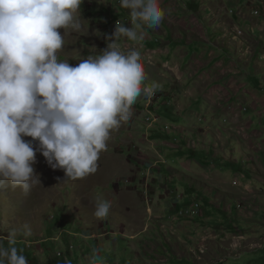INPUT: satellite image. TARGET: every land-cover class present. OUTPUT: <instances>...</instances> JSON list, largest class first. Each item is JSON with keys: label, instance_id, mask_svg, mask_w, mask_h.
Segmentation results:
<instances>
[{"label": "rangeland", "instance_id": "obj_1", "mask_svg": "<svg viewBox=\"0 0 264 264\" xmlns=\"http://www.w3.org/2000/svg\"><path fill=\"white\" fill-rule=\"evenodd\" d=\"M115 1L83 0L80 12L77 13L83 25L82 30L80 32H74L71 29L58 30L61 35L64 33L65 40L64 47L57 53L58 59L69 60L70 65L74 66L79 63L80 59L88 55H95L107 47L106 38L112 35L117 22L131 26V15L119 11ZM194 1L183 0L185 5L193 4ZM247 2L250 5L252 19L256 17L255 26L257 19L264 22V0H247ZM164 29L167 34L171 33L169 27ZM141 31L144 35L147 33L144 28ZM246 33L249 32L246 30ZM148 34L150 33L148 32ZM151 35L156 41L159 39L166 40L158 34ZM255 36L259 37V32L255 33ZM119 43L125 51L139 48L146 72L144 83L147 85L154 82L153 79L156 80V73L159 70H157V62L150 65L152 67H147L149 65L147 63H153V61H151V55L148 56L146 49L142 47L144 46V38L134 42L121 36ZM154 43L157 46L158 43ZM256 64L252 65V72L256 71ZM165 100L168 106H175L172 102L170 103L167 97L162 95L160 102ZM147 101L148 98L141 95L132 106L133 116L130 121L110 133L107 149L100 153L97 162L98 168L94 174L82 179L65 180L63 170L52 169L42 154L37 152L36 163L33 167L40 176L41 184L32 188L27 195L20 188L9 187L0 191V240L4 241L6 247L8 246L9 230L27 224L32 230L31 236H18L15 247L20 254L27 258L28 264H58L64 261L66 255L75 258L74 264H84V261L93 254L94 250L104 259L105 264H210L214 260L220 261L216 251L227 255L234 251L237 254L233 256H239L244 250L257 251L255 260L260 264L264 263V259H261L264 258V237L260 236L259 233L262 232V228H260L261 230L258 229L254 236L251 235L246 238V241L240 240L242 242L241 248L235 247L234 241L242 239L243 229H246L244 226L236 231L228 229L229 234L224 233L218 237L216 236L217 233L210 235L204 230L201 236L195 239L191 238L193 243L189 245L187 240L192 234L190 221L193 219L182 218V214H176V218H181L179 225L175 227L171 224L169 228L167 227L168 224L162 225L158 221L159 211L153 207L152 210L150 206L146 207L155 194L154 189H156L157 184L162 185L163 182L162 176L165 173L159 170L160 164H156V161H160L161 150L169 162L167 169L176 167L172 161L174 155L160 142L161 139L159 141V139L152 137L154 129H158L157 127L160 125L151 126L149 122L152 119L146 120L144 108ZM156 107L158 110L160 109L159 104ZM147 108L148 114H151L150 107ZM232 109L224 112L229 114L228 112H231ZM158 110L156 115L159 114ZM230 114L235 119L236 114L232 112ZM183 115L188 114L183 113ZM160 120L161 123L165 122L167 126H170L172 130L173 125L170 119L166 120L162 117ZM219 121L218 119L217 122ZM236 122L238 121L236 120ZM227 124L232 131L237 130L233 121H229ZM215 125L212 128L209 123H205L209 132L212 129L215 134L216 142L213 140L211 148L225 150L227 149V135L225 138L220 137L215 128L218 126L225 128L227 125H223L221 122ZM196 128L198 131L197 139L200 140L203 134L201 131L203 125L197 123ZM190 135L195 136V133L190 132ZM238 135L240 140L246 144L252 140L246 134L240 133ZM25 139L31 140L30 137H25ZM33 143L34 145L37 144L35 141ZM245 148L237 151L238 159H244L247 163L243 153L249 156L251 158L248 162L250 163L249 171L258 177H264V143L261 142L256 147ZM230 162L232 165L229 169L230 181L234 178L236 182H239L237 171H233L235 164L231 160ZM148 164L152 166L149 174L146 172L150 168ZM226 168L225 166L224 169ZM157 179L158 183L154 184ZM127 180L130 181L127 182ZM191 182L200 184L197 181ZM261 182L264 183V180L262 179ZM166 184L169 191L162 194L164 197L169 196L167 193L170 191L174 194L180 187L179 182H173V180ZM146 188L149 199H145L144 191ZM233 189H239L238 185L234 186L230 192L234 191ZM249 190V194L246 193L234 206L238 207V211L242 213L243 216L239 215L238 218L240 223L245 226L258 225L254 219L264 221V204H262L264 203V189L261 190L262 196L254 194L251 187ZM97 197L111 201L109 214L103 220H98L94 216ZM173 198V196L169 197L171 203ZM148 204L151 205L152 203ZM198 205L191 214V218L204 215L201 203L198 202ZM179 212L180 210L177 213ZM62 232L64 234L61 235ZM83 233L87 237L83 238ZM52 238H57V240ZM133 238L136 240L135 242H141V239H144L143 242L146 240L147 246L142 251L143 255H146L143 256L142 260L139 256L137 258L134 256L137 252L139 253V250L132 245L134 241L132 242L131 239ZM248 242H251V247L244 249V245H248ZM138 247L141 248L140 245ZM59 253H62L63 257H58ZM259 256H261L260 259ZM251 257L252 255L247 256L244 252L237 260H230L227 264H251L250 262L253 260ZM222 258H225V255ZM185 259L192 263L185 262Z\"/></svg>", "mask_w": 264, "mask_h": 264}, {"label": "clouds", "instance_id": "obj_2", "mask_svg": "<svg viewBox=\"0 0 264 264\" xmlns=\"http://www.w3.org/2000/svg\"><path fill=\"white\" fill-rule=\"evenodd\" d=\"M82 3L83 0H0V191L20 188L27 195L41 184L33 167L37 152L52 169L63 170L65 180L94 174L110 133L130 121L132 106L141 95L149 100L155 91L159 92L150 111L162 118L156 115V105L163 93L157 82L144 83L141 51H125L119 43L121 36L134 42L142 40V28L156 29L161 25L165 17L161 0H119L121 8L130 10L131 26L117 22L112 35L106 38L107 47L73 66L69 60L58 59L57 53L65 45L64 33L58 30H82L77 16ZM158 125L171 130L161 120L151 126ZM147 188L144 193L149 199ZM194 202L201 203L204 215L189 219L204 218L205 206L201 201ZM194 202L186 207H177L176 203L174 221L181 219L176 218L178 210ZM110 207L111 201L97 197L94 216L103 220ZM31 234L27 224L9 230L8 246L0 240V264H28L15 244L18 236ZM74 260L66 255L63 264H74ZM84 264L105 261L94 250Z\"/></svg>", "mask_w": 264, "mask_h": 264}, {"label": "crops", "instance_id": "obj_3", "mask_svg": "<svg viewBox=\"0 0 264 264\" xmlns=\"http://www.w3.org/2000/svg\"><path fill=\"white\" fill-rule=\"evenodd\" d=\"M115 2L119 11L130 14L129 9L120 7L119 0ZM185 4L183 0H161V7L165 10L161 25L153 30L144 27L147 33L143 35L142 47L146 49L148 56L151 55L153 61L147 63V67H152L150 65L157 62L159 71L153 81L161 85L158 90L175 105L168 106L165 101L159 103V114L163 119H170L173 128L166 131L163 127H157L159 130L154 129L152 137L162 140L160 142L174 155L172 161L176 165L167 169L169 162L163 151H160V161H156V164H160L159 170L169 178L163 174L162 185L157 184L158 179L155 180V194L148 202L152 204L147 203L146 207L150 206L152 210L155 208L159 211L158 221L162 225L168 224L169 227L172 224L177 227L181 219L174 221L176 203L177 207H186L196 200L201 201L205 206L206 216L199 218L201 220L190 221L192 234L187 243L191 245V238L201 236L204 230L210 235L217 233L218 237L224 233L229 234L228 229L236 231L244 226L246 229H243L242 239L234 241L235 247L241 248L240 240L246 241V238L257 234L260 228L262 232H258L264 237V221L254 219L258 225L245 226L238 218L239 215L243 216L242 213L238 211V207H234L246 193L249 194L250 187L258 196H262L261 190L264 189V183L261 182L264 177H258L249 171L248 162L251 158L243 153L248 161L246 165L244 159L237 157L238 150L264 143V22L257 19L255 26L256 17L252 19L247 0H197L193 4ZM166 27L171 29L170 34L166 33ZM257 32L259 37L255 36ZM151 34H158L166 40L156 41ZM154 42L158 43L157 46ZM255 63L256 71L252 72L251 68ZM230 108H233L230 111L236 114L235 119L238 122L232 118L231 112H224ZM183 113L188 115L184 116ZM218 119L223 125H227L225 128H215L220 137L225 138L227 135L225 150L211 148L215 134L212 129L209 132L205 126V123H209L213 128ZM229 121L236 124L235 132L229 128ZM150 122L152 125V121ZM197 123L203 125L200 140L197 139ZM190 132H194L195 136L190 135ZM240 133L252 138L248 141L249 144L240 140ZM230 160L235 164L233 171H237L239 182L234 178L230 181ZM148 166L150 168L146 172L149 174L152 166ZM170 180L179 182L180 187L174 194L170 191L167 193L169 196L166 194L167 197H164L162 194L169 191L166 183ZM237 185L239 189L230 192ZM170 196L174 197L172 203L169 201ZM82 237L87 236L83 233ZM131 240L134 241L132 245L139 250V253L134 254L135 258L139 256L142 260L146 255L142 253L147 246L146 240ZM247 244L244 249L252 245L251 242ZM244 252L247 256L252 255L251 264H260L255 260L257 251ZM243 253L233 256L237 254L234 251L230 255L216 251L220 261L214 260L210 264H227L230 260H237ZM224 255L225 258H222ZM169 260L171 262V258ZM185 262L192 263L187 259ZM58 264H63V261Z\"/></svg>", "mask_w": 264, "mask_h": 264}, {"label": "built area", "instance_id": "obj_4", "mask_svg": "<svg viewBox=\"0 0 264 264\" xmlns=\"http://www.w3.org/2000/svg\"><path fill=\"white\" fill-rule=\"evenodd\" d=\"M159 97H160L159 92L155 91L154 95L151 98H149L147 107L152 108L155 102H157V100L159 99ZM147 119H152V125L157 124L160 120L159 117H156L153 114V112H151L150 116H147ZM169 128H170L169 126H166V129H169ZM196 206H198V202H194L187 208L180 209V212L177 214H182L183 217L191 218V214H193V211L196 208Z\"/></svg>", "mask_w": 264, "mask_h": 264}, {"label": "bare ground", "instance_id": "obj_5", "mask_svg": "<svg viewBox=\"0 0 264 264\" xmlns=\"http://www.w3.org/2000/svg\"><path fill=\"white\" fill-rule=\"evenodd\" d=\"M199 206V205H198ZM198 206H196V207H198Z\"/></svg>", "mask_w": 264, "mask_h": 264}]
</instances>
